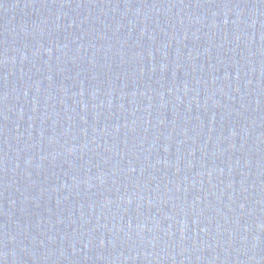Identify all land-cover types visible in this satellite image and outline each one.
<instances>
[{"label":"water","instance_id":"obj_1","mask_svg":"<svg viewBox=\"0 0 264 264\" xmlns=\"http://www.w3.org/2000/svg\"><path fill=\"white\" fill-rule=\"evenodd\" d=\"M0 264H264V0H0Z\"/></svg>","mask_w":264,"mask_h":264}]
</instances>
